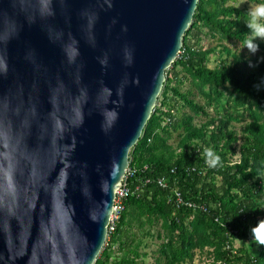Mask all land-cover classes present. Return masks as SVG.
Wrapping results in <instances>:
<instances>
[{
  "label": "water",
  "instance_id": "water-1",
  "mask_svg": "<svg viewBox=\"0 0 264 264\" xmlns=\"http://www.w3.org/2000/svg\"><path fill=\"white\" fill-rule=\"evenodd\" d=\"M199 1L0 0V264H96Z\"/></svg>",
  "mask_w": 264,
  "mask_h": 264
},
{
  "label": "trees",
  "instance_id": "trees-1",
  "mask_svg": "<svg viewBox=\"0 0 264 264\" xmlns=\"http://www.w3.org/2000/svg\"><path fill=\"white\" fill-rule=\"evenodd\" d=\"M230 1L237 0L199 1L155 111L131 150L136 172L128 178L130 192L121 198L119 218L96 264H142L148 253L140 251L144 243L133 227L153 236L159 221L163 242L154 264H180L205 247L216 264H264V245L253 234L258 229L264 236V82L243 65L250 64L244 55L223 44L219 64L210 67L216 49L201 45L204 28L214 38L242 44L251 34L250 11ZM224 52L234 62L224 60ZM247 119L241 156L234 161L239 137L233 122ZM175 134L179 139L172 142ZM209 150L211 158L221 157L215 167L208 163ZM178 192L197 207L180 204Z\"/></svg>",
  "mask_w": 264,
  "mask_h": 264
},
{
  "label": "rangeland",
  "instance_id": "rangeland-1",
  "mask_svg": "<svg viewBox=\"0 0 264 264\" xmlns=\"http://www.w3.org/2000/svg\"><path fill=\"white\" fill-rule=\"evenodd\" d=\"M260 2L261 0H256V1L237 0V1H230L229 3H235L241 8L247 7L248 10L251 12V10L255 8ZM207 30L208 28H204V32L202 33L203 36H202L201 45L204 49H208V48L216 49V52L212 53L210 56L211 57L210 62H209L210 67H215L219 64L220 58H221L219 52L223 50L222 49L224 48L223 45L229 46L232 49L233 53L244 55V58H245L244 60L251 61L254 64V66H252L251 64L246 65L245 63L243 65L249 70L250 73L257 74L259 78H261L264 82V65L260 63V62H264V47H259V50L256 53H250L248 48L246 46L243 47V44L240 41H237L235 39H233L232 41H226V40L222 41L219 37L214 38L206 34ZM257 39L264 44V38L257 37ZM220 41H222V43H220ZM222 58L224 60H227L230 63L234 62L235 60L233 58V55L232 54L229 55L227 52L222 53ZM190 85L191 84H189V81L185 83L186 88H188ZM200 121L201 119L198 117L195 119L196 123H199ZM248 122H250V119L243 120L242 122H236V121L233 122V126H234L233 129L237 131L238 137H239L238 142H237L238 152L233 157L234 161L240 159V156H241L240 147L245 142V136H246L245 126ZM178 139H179L178 134H175V137L172 140V142L173 141L177 142ZM261 198L262 199L264 198V190L262 192ZM133 230L138 235L137 241L141 239L144 243V246L142 244L140 251L143 252L145 250V252L148 253V256L144 258L145 260L143 259L144 261L142 262V264H154L156 256L159 255L158 252H159L161 243L163 242V238H158L157 236L158 232L162 231L161 221L157 222L155 226H153V229H152V231L154 232L153 236H146L145 234H142V231H140L139 227L137 226H134ZM235 245L236 247H240L241 246L240 241H237ZM208 250L209 248L207 247H205V250L196 248L193 251L194 252L193 257L187 259L185 262H182L180 264H216L214 262V258L211 256V253Z\"/></svg>",
  "mask_w": 264,
  "mask_h": 264
},
{
  "label": "clouds",
  "instance_id": "clouds-1",
  "mask_svg": "<svg viewBox=\"0 0 264 264\" xmlns=\"http://www.w3.org/2000/svg\"><path fill=\"white\" fill-rule=\"evenodd\" d=\"M247 23L252 31L248 38L244 41L243 47L246 46L250 53H256L259 50L260 44L255 38H264V0H261V2L251 10L250 19L247 21ZM250 64L254 66L251 61ZM105 92H110V89H105ZM104 115L107 121L105 130H107V127L116 120L118 113L115 110H105ZM208 155L210 157V159L208 160L210 166L215 167L220 163L221 157L219 155H215L214 158H211L213 156V153L210 150L208 152ZM253 234L257 237L258 243L260 245H264V236L260 235L259 230L254 229Z\"/></svg>",
  "mask_w": 264,
  "mask_h": 264
},
{
  "label": "built area",
  "instance_id": "built-area-1",
  "mask_svg": "<svg viewBox=\"0 0 264 264\" xmlns=\"http://www.w3.org/2000/svg\"><path fill=\"white\" fill-rule=\"evenodd\" d=\"M135 172H136V170L135 169H132L130 167L128 169L127 174H126V177H125V179L123 181V186H121L118 189V192H117V200H116V207H115L114 214L112 215L111 223L109 225V234H110V232H112L114 230V228H115V221L119 218V213H120V210H121V205H120L121 198L124 197V196H126V195H128L129 192H130V189L128 188V178L130 176H132ZM160 183H163V182L160 181ZM177 195H178V202L180 204H187V205H189L191 207H194V208L197 207V204H195L194 202L184 201V198L182 197L181 193L178 192ZM106 244H107V242H106Z\"/></svg>",
  "mask_w": 264,
  "mask_h": 264
}]
</instances>
